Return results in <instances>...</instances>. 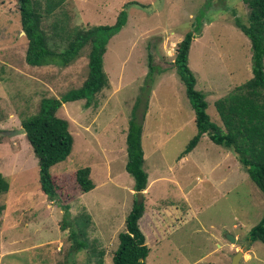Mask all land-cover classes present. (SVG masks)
Returning <instances> with one entry per match:
<instances>
[{"label":"rangeland","instance_id":"obj_1","mask_svg":"<svg viewBox=\"0 0 264 264\" xmlns=\"http://www.w3.org/2000/svg\"><path fill=\"white\" fill-rule=\"evenodd\" d=\"M31 0L42 29L59 36L74 27L113 25L121 10L127 20L106 46L103 69L109 86L84 108L67 102L57 116L69 122L73 147L49 173L58 197L40 191L38 166L24 135L0 137V173L9 182L0 195V264H112L118 234L137 194L125 171L124 134L145 80L148 112L141 135L148 175L140 229L149 254L146 264H264V245L249 232L264 215V194L230 149L203 135L180 158L195 135L194 113L173 65L176 45L194 29L188 66L195 89L205 95L210 121L221 126L214 102L249 80V40L234 26L248 9L241 0H63L52 13L48 2ZM136 2V5L124 6ZM211 18L214 20L212 23ZM17 0H0V131L21 129L22 118L37 112L43 98L79 88L88 75V52L70 66H30ZM148 55L157 67L148 72ZM141 102V100H140ZM144 111V96L138 116ZM123 140V141H122ZM101 148L105 149V153ZM116 152V153H114ZM90 168L94 188L82 193L75 171ZM63 206L69 207L64 221ZM84 226L85 249L71 252L70 231ZM64 225H66L64 227ZM232 238L236 241L233 243Z\"/></svg>","mask_w":264,"mask_h":264},{"label":"trees","instance_id":"obj_2","mask_svg":"<svg viewBox=\"0 0 264 264\" xmlns=\"http://www.w3.org/2000/svg\"><path fill=\"white\" fill-rule=\"evenodd\" d=\"M20 13L21 29L27 40L25 62L34 67L57 65L62 68L70 66L81 57L86 47L88 52V75L79 88L71 89L58 98H43L37 112L20 121L25 131V139L30 145L38 166V182L41 193L49 200L58 197L54 178L50 169L65 161L73 147V137L69 132V122L57 116L64 103L84 100V108L93 105L94 98L109 86L103 69V56L110 39L125 25L126 10H121L113 25H94L74 27L58 35L49 37L42 29V15L32 7L31 0H17ZM248 9L247 20L243 23L234 19V26L249 40L251 52V73L249 80L236 86L227 95L214 102L221 126L210 121L207 114L205 95L195 89L196 79L188 66V54L193 39L200 34L201 18L196 20L193 30L184 34L176 45L174 56L175 72L183 84L185 95L194 113L195 135L188 141L180 158L188 155L197 146L201 137L207 135L209 140L236 154V159L247 173L254 185L264 194V0H241ZM63 0L49 1L47 13H52ZM139 3L130 2L124 6ZM215 20V19H214ZM211 18L209 23L214 21ZM148 76L156 71L152 57L148 55ZM158 69V68H157ZM149 87L145 80L140 94L131 111L125 138L126 164L125 171L132 177L135 193L144 192L147 188L148 175L144 169V153L141 144L142 123L148 108ZM144 96V111L138 116V108ZM141 100V102H140ZM75 182L82 193L94 188L90 179V168L84 167L75 171ZM9 182L0 173V195L7 193ZM144 201V193H143ZM0 207V212L2 211ZM64 221L69 218V207L63 206ZM144 203L138 205L136 200L124 221V231L118 234V246L112 256V264H146L149 249L145 236L139 227L144 215ZM78 232L70 231L71 252L85 249L84 226L77 223ZM66 225H64L65 227ZM250 242L264 245V215L259 223L249 232ZM101 264V261L99 262Z\"/></svg>","mask_w":264,"mask_h":264},{"label":"water","instance_id":"obj_3","mask_svg":"<svg viewBox=\"0 0 264 264\" xmlns=\"http://www.w3.org/2000/svg\"><path fill=\"white\" fill-rule=\"evenodd\" d=\"M16 135H25V131L23 128L19 130H13V131H0V137H13ZM137 198H136V203L138 205L143 203V192H137ZM233 243L236 241L235 239L232 238ZM242 257L241 251H237L236 255L233 257V260L231 264H239L240 258Z\"/></svg>","mask_w":264,"mask_h":264},{"label":"crops","instance_id":"obj_4","mask_svg":"<svg viewBox=\"0 0 264 264\" xmlns=\"http://www.w3.org/2000/svg\"><path fill=\"white\" fill-rule=\"evenodd\" d=\"M147 112H148V110L146 111V114H145V117H144V120H143V123H142V131H143V126L145 125V119H146V116H147ZM194 120V119H193ZM194 122V121H193ZM221 127H222V125H221ZM123 134H124V143H125V138H126V131H124V132H122V134H121V136H122V138H123ZM123 141V140H122ZM126 147V146H125ZM99 150H102V152L103 153H105V149L104 148H101V149H99ZM123 152H125V155H123L124 157L126 156V150H125V148L123 147ZM114 153H116V152H114ZM144 153V152H143ZM144 158H145V155H144ZM144 163H145V161H144ZM125 164H126V162H125ZM144 193V192H143ZM139 226H140V222H139Z\"/></svg>","mask_w":264,"mask_h":264}]
</instances>
